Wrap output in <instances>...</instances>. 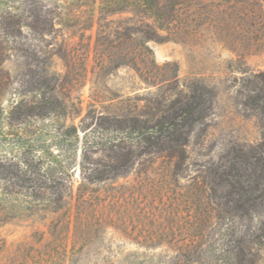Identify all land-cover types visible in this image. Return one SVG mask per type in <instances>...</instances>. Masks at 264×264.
<instances>
[{
  "label": "trees",
  "instance_id": "trees-1",
  "mask_svg": "<svg viewBox=\"0 0 264 264\" xmlns=\"http://www.w3.org/2000/svg\"><path fill=\"white\" fill-rule=\"evenodd\" d=\"M59 1L13 0L0 13V101L2 88L13 77L4 63L14 54L27 60L24 76L35 82L31 97L13 99L8 110L0 103V229L23 215L66 209L74 198L77 165L83 182L93 184L109 180V173H114L112 178L126 176L138 149L153 159L189 158L191 134L212 110L213 92L200 80L186 93H161L164 84L178 80V63L159 65L149 43L189 38L186 30L192 22L188 13L182 18V0H81L87 7L81 28L88 31L98 24L97 31H106L107 46L96 57L98 62L128 66L147 87L159 88L152 92L153 102L114 111L110 120L101 117L91 131L69 123L81 108L72 111V103L56 91L60 76L51 65H30L36 55L49 57L48 51L22 41L24 29L46 38L63 23L61 12L51 6ZM170 67L171 73L164 71ZM245 97L243 104L257 118L261 138L230 141L197 169L193 183L183 186L178 199L181 207L188 206L189 238L171 246L174 255L150 257L145 264H258L262 259L264 81H254ZM143 107L148 111L141 113ZM130 136H135L132 141ZM95 142L106 146L112 161L82 156L78 162L79 149L83 152ZM4 247L0 238V253ZM69 249L67 242L50 241L32 264H69Z\"/></svg>",
  "mask_w": 264,
  "mask_h": 264
},
{
  "label": "rangeland",
  "instance_id": "rangeland-1",
  "mask_svg": "<svg viewBox=\"0 0 264 264\" xmlns=\"http://www.w3.org/2000/svg\"><path fill=\"white\" fill-rule=\"evenodd\" d=\"M12 1L0 0V13ZM51 6L61 12L63 23L46 38L24 29L22 41L48 51L49 57L36 55L30 65H51L60 76L56 91L72 103V111L81 108L69 123L91 131L101 117L110 120L114 111L156 100L152 92L159 87H147L134 69L98 62L107 46L106 31H97L98 24L88 31L81 28L87 16L81 0H60ZM179 9L184 19L190 14L189 38L149 44L159 65L178 63V80L164 84L161 93H186L196 80L213 92L210 115L191 134L189 158L153 159L138 149L126 176L112 178L114 173H109V180L93 184L83 182L77 165L74 198L66 209L23 215L0 229L5 243L0 264H32L50 241L68 243L69 264H145L150 257L172 256L171 246L189 238L188 206L178 202L183 186L193 183L197 169L230 141L261 138L258 120L243 102L253 82L264 81V0H182ZM26 62L14 54L4 63L13 74L2 88L5 110L13 99L34 95V79L24 76ZM164 71L171 73L172 67ZM144 111L148 107L140 110ZM78 156V162L82 156L112 161L106 146L96 142L83 152L79 149ZM258 264H264V249Z\"/></svg>",
  "mask_w": 264,
  "mask_h": 264
}]
</instances>
